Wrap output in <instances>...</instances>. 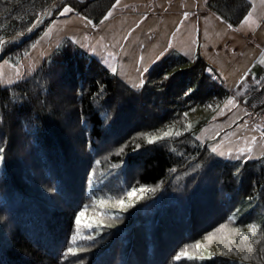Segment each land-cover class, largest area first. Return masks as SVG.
I'll return each instance as SVG.
<instances>
[{"label": "trees", "instance_id": "1", "mask_svg": "<svg viewBox=\"0 0 264 264\" xmlns=\"http://www.w3.org/2000/svg\"><path fill=\"white\" fill-rule=\"evenodd\" d=\"M53 1L0 0V43ZM116 1L67 3L99 24ZM208 3L232 26L251 9ZM33 36L3 58L28 53ZM207 70L171 50L136 89L64 36L30 76L0 86V264H264V156L224 160L188 129L228 92L264 112V75L228 91ZM172 125L179 135L147 142ZM171 223L183 233L168 246Z\"/></svg>", "mask_w": 264, "mask_h": 264}, {"label": "rangeland", "instance_id": "2", "mask_svg": "<svg viewBox=\"0 0 264 264\" xmlns=\"http://www.w3.org/2000/svg\"><path fill=\"white\" fill-rule=\"evenodd\" d=\"M68 1L55 4L51 15L32 35L28 53L8 54L0 60V86L30 76L43 59L60 46L64 36H70L79 50L99 59L112 73L136 89L144 84L150 70L171 50L191 59L201 55L209 64L208 73L223 83L228 91L238 85L245 72L252 77L264 75L263 41H248L249 34L256 38L249 30L262 20L264 0H250L251 9L239 23L244 28L242 34L237 28L239 25L233 27L223 20L217 22L216 19L220 18H214L217 16L213 12L204 17L209 10V0H119L99 24L72 11ZM66 8L71 11L65 13ZM19 40L17 38L8 45L14 48V43ZM182 44H190L195 53L183 54L179 49ZM1 46L2 41L0 50ZM194 112L188 129L216 156L229 161L264 156V112H250L244 102L229 92L223 102L211 107H197ZM169 130L171 133L180 131L174 125L166 131ZM203 177L204 184L214 182L208 180L207 173ZM170 226L173 230L166 241L168 246L183 233L178 223ZM144 262L154 264L155 259Z\"/></svg>", "mask_w": 264, "mask_h": 264}, {"label": "crops", "instance_id": "3", "mask_svg": "<svg viewBox=\"0 0 264 264\" xmlns=\"http://www.w3.org/2000/svg\"><path fill=\"white\" fill-rule=\"evenodd\" d=\"M210 12H213V14H215V16H217V17H214V18H220V19H216L217 20V22H219V20H223V22H226L227 24H229L224 18H222L216 11H214L210 6H209V10L208 11H206L205 12V16L204 17H206L207 16V13H210ZM264 20V16H263V18H262V20H259L249 31H252L253 33H255V35H256V38H254L253 36H252V34H249V36H248V41L249 42H251V43H254V42H256V41H258V40H262L263 41V45H264V23L262 24V21ZM221 22V21H220ZM261 22V23H260ZM230 25V24H229ZM239 25V24H238ZM237 25V26H238ZM230 26H232V25H230ZM236 26V27H237ZM240 26V25H239ZM237 27V28H239L238 30H239V32L242 34V33H244L243 32V30H244V28L243 27ZM234 27V26H233ZM262 27V28H261ZM250 37H252L253 39L252 40H250L249 38ZM177 47H178V45H177ZM180 48V50L182 51V53L183 54H187V55H189V54H192V53H195V51L196 50H194L195 48L194 47H192L190 44L188 45V46H185V44H182L181 46H179ZM263 53H261V55H262ZM193 55V54H192ZM260 55V56H261ZM155 64H153L152 66H150L149 67V70L154 66ZM208 66H209V64H208ZM153 69V68H152ZM151 69V70H152ZM150 70V71H151ZM246 73V72H245ZM244 73V75L240 78V81L243 79V78H245L246 76H247V74H245ZM223 84V83H222ZM239 84V83H238ZM237 87V86H236ZM236 87H234V88H236ZM234 88H232V89H234ZM231 94V93H230Z\"/></svg>", "mask_w": 264, "mask_h": 264}, {"label": "snow or ice", "instance_id": "4", "mask_svg": "<svg viewBox=\"0 0 264 264\" xmlns=\"http://www.w3.org/2000/svg\"><path fill=\"white\" fill-rule=\"evenodd\" d=\"M117 2H119V0H117ZM65 13H67V12H70L71 11V9L70 8H66L65 10ZM165 79H167V76L165 77ZM229 103H231V101H229ZM180 133H176V135H179ZM172 135V133H171V130H169V131H166V132H164L161 136H151L150 138H148V140H147V142L148 143H154V142H156V141H158V140H160V139H164L165 137H169V136H171ZM137 147H139V145H137ZM123 151V149H121V152ZM213 151H215V149H213ZM3 152V148H0V153H2ZM3 157L2 156H0V159H2ZM149 191H154V189H148ZM135 191H137L136 189H133L131 192H129V193H127V195L129 196V197H131L132 196V194H133V192H135ZM141 193L144 191V189H140L139 190ZM141 198H143L142 196H141ZM118 203L121 205V206H124V201H122V200H120V201H118ZM81 215H83V213H81ZM231 219V218H230ZM79 222H80V216H77V224H79ZM221 227H223V226H221ZM251 228H255L256 226H250ZM73 240H75V237H73ZM197 247H199V245H197ZM68 252L69 253H71L72 252V249L70 248V249H68ZM73 254H75V253H73ZM191 258V257H190ZM175 259H180V255L178 254L176 257H175Z\"/></svg>", "mask_w": 264, "mask_h": 264}, {"label": "water", "instance_id": "5", "mask_svg": "<svg viewBox=\"0 0 264 264\" xmlns=\"http://www.w3.org/2000/svg\"><path fill=\"white\" fill-rule=\"evenodd\" d=\"M59 1H62V0H56L52 4L53 8H54L55 4L57 2H59ZM30 29H31V27L26 32H24V33H18L16 35H13L11 37H8V38L3 39V41H2L3 42V45L4 44L7 45V44H9L11 42H14L17 38H20V41H23V40L29 38L30 36H32L37 31L38 28L36 30H34V31H30ZM4 54H5V48L2 47V50H0V59L4 56Z\"/></svg>", "mask_w": 264, "mask_h": 264}, {"label": "bare ground", "instance_id": "6", "mask_svg": "<svg viewBox=\"0 0 264 264\" xmlns=\"http://www.w3.org/2000/svg\"><path fill=\"white\" fill-rule=\"evenodd\" d=\"M52 10H53V6L50 5L46 10L42 11L39 14V16L34 20L33 24L31 25L30 31L36 30L45 21V19L51 15ZM4 46H5V44L3 45V47Z\"/></svg>", "mask_w": 264, "mask_h": 264}, {"label": "built area", "instance_id": "7", "mask_svg": "<svg viewBox=\"0 0 264 264\" xmlns=\"http://www.w3.org/2000/svg\"><path fill=\"white\" fill-rule=\"evenodd\" d=\"M249 39L252 40V37H250Z\"/></svg>", "mask_w": 264, "mask_h": 264}]
</instances>
